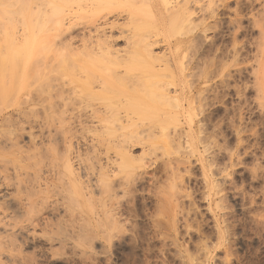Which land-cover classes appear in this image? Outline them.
<instances>
[{
    "label": "bare ground",
    "instance_id": "1",
    "mask_svg": "<svg viewBox=\"0 0 264 264\" xmlns=\"http://www.w3.org/2000/svg\"><path fill=\"white\" fill-rule=\"evenodd\" d=\"M216 1H219V5ZM228 1L231 0H0V104L3 106L6 103L8 109L13 106L16 111L15 115L16 113L23 114L25 109L31 112L37 108L36 106L42 108V119L37 118L39 116L37 114L40 113H36V110L35 118L31 117V119H36V125L31 123V119L32 125L28 124V140L35 151H29V153L26 152V148L23 151L18 145L16 136L12 137L10 133L11 137L5 140L0 139V264H7L6 262L15 256V254L11 255L13 251L15 253L22 245L32 246L33 249H38V252H46L51 247V242L39 236V233L43 232L47 225L50 226V218L45 215L57 214L59 206L65 214L70 215L71 221L76 220L81 223L83 226V228L80 227L81 230L89 227L87 224L91 222H96L97 225L99 223L101 226V219H104L105 224L102 231L104 230L108 243L112 241L114 234L125 230L123 223L125 222L126 225L127 221L123 216L132 215L133 217L137 204L133 200L129 206L122 208L117 196L121 193L126 197L130 193L134 194V191L138 189L136 184L142 180L146 184H152L156 172L162 171L156 168L157 170L151 175L146 171L140 173L146 165L145 152L148 150L144 148L139 157L138 155L134 157L133 150L136 145H141L139 142L142 141V139L139 141L138 135H141V132L138 131L137 126L140 122L141 124L144 121H149V124L152 122V128L146 127L147 132L144 136L149 135L155 138L159 135L160 142L166 143L168 140L169 143L173 142L176 145L178 141H174L179 140L180 145V139L177 138L180 136L184 138L181 135L182 131L186 130L183 128L185 123L183 120L189 119L187 116L191 105L186 100L189 97L182 96L184 76L187 74H184L186 67L178 56L181 55L184 46H194L199 39L207 40L206 33L215 28L214 25L219 20L218 9L227 8ZM153 5H158V8L155 9L156 6L154 8ZM198 13L202 14L199 22L194 19ZM121 14H124V18L120 17ZM120 18H123L121 22ZM165 24L172 37L179 36L171 42L169 39L171 36L168 35V41L172 43L169 46L170 61L176 68L175 70L179 72L171 68L167 59L165 62V58L154 50L158 38L162 37L159 36L162 35L161 33L164 39L168 37H165L167 33L161 30L163 28L164 31ZM119 38L124 39V47L123 49L120 47L121 50L116 46ZM197 63L196 67L199 65ZM196 67L192 68L198 69ZM260 69L262 66L259 68V75ZM32 87H35L34 90ZM32 91L36 93L37 98L35 94L32 96ZM22 94H25L24 100L20 99ZM9 117L8 114L5 116L6 119ZM6 119L4 121V115L1 113L0 124L4 125ZM37 119L40 120H38L39 123L36 122ZM189 123L191 124L190 120ZM76 128L85 133L83 140L79 139L81 142L74 141L86 152V154L82 153L85 154L84 158L79 154L82 149L81 152H77L79 149L76 150L75 147L74 150L72 149V142L75 140H72V136H75ZM22 129L24 128L21 127L20 131ZM57 131L62 133L58 134L66 144V151L62 149L65 155L60 154H63V151L60 153L57 151L59 148H57V143L52 144L56 140L54 135H58ZM192 131L189 127L186 133L183 131V134H186L188 138L193 135ZM52 136L55 139L53 138L51 142ZM154 138L148 139L149 143L152 142L151 144L146 141L152 152L154 145L159 144L156 143L158 142L157 137ZM76 140H78L77 137ZM45 143H48L47 147H50L48 158H52L56 147V151L62 157L57 155L58 157L55 158L62 160L64 164H62V169L65 168L67 174L57 173L56 176L50 174L56 173L52 172V169L51 172L48 170L54 165L55 158L53 161L47 156L44 158L48 152L43 150L44 156L42 157L38 148ZM142 143L145 144V142ZM153 143L155 144L152 145ZM47 147L44 146L43 149ZM44 159L53 165L45 164L47 161L44 162ZM172 163L174 165L175 161L173 160ZM180 163L184 164L183 160ZM41 167L44 169L46 167V170L43 168L41 170ZM160 167L163 168L162 173L174 178L170 161ZM30 170L33 171L32 177L29 174ZM143 174L149 176L146 178ZM56 180L60 181L59 185L56 184V188L52 190L55 191L56 198L50 199V189L54 188L53 184ZM173 180L175 183L170 185L171 189L179 190L178 185L182 184L180 183L182 181ZM205 180L207 181L208 177ZM205 180L206 188L212 187V182ZM167 182L166 180L165 184ZM127 192L129 194L125 195ZM166 192H164L165 195ZM178 192L180 191L175 194L177 195ZM144 213H142L143 217ZM172 213L175 214V212ZM183 220L185 219L182 218ZM184 224L187 223L184 222ZM99 226L97 228L100 229ZM135 229L138 230L137 227ZM175 232L177 231H174V236ZM222 233L218 228V240L222 238ZM205 239L206 237L203 240ZM227 245H225V250H227ZM43 246H49V248L45 249ZM199 247L198 250L204 257V261L208 260L210 255L208 248L204 245ZM183 251L186 253V258L191 259L187 248ZM2 257H5L6 262L2 261ZM16 259L14 262L11 260L13 264L31 263H27L25 259L29 260V258H24L21 254ZM200 260L198 259L197 262ZM225 261L227 259H224V263L228 264V261L227 263Z\"/></svg>",
    "mask_w": 264,
    "mask_h": 264
},
{
    "label": "rangeland",
    "instance_id": "2",
    "mask_svg": "<svg viewBox=\"0 0 264 264\" xmlns=\"http://www.w3.org/2000/svg\"><path fill=\"white\" fill-rule=\"evenodd\" d=\"M216 4L219 5V1ZM153 6L155 8L156 5ZM157 6L155 9L158 8ZM227 6L223 10L218 9L220 13L219 20L214 25L215 28H212L211 31L206 33V36L208 35L207 40L199 39L196 41L198 44L194 43V46H184L181 55L178 56L180 58L179 60L186 67L183 72L187 74L186 76L183 74L185 79L183 85L184 92L181 89L182 96L189 97L186 100L191 105L187 116L189 119L183 120L185 122L183 128L186 130L189 127L192 128V137L187 138L186 134H183V131L186 133V130H183L181 135L184 138L181 136L177 138L180 139V145L179 140H173L174 142L178 141L175 145L173 142L169 143L168 140L166 143L160 142L159 135L156 133L158 136H155V138L157 137L156 140L158 139V142L153 141L159 144H152L155 146L154 148L152 147V152L148 144L152 143H149V140H152L154 137L148 135V138L144 136V134L146 135L147 128L149 126L152 128V122H150L151 124H149V121H144L142 124L140 122L139 126H137L138 131L141 132V135H138L139 141L141 139L142 141L139 142L141 145L138 144L134 148V157L137 155L139 157L142 149L145 148L148 150V152H145L147 154H145L146 165H144L143 171L140 170V173L146 171L151 175L152 172L157 170L156 168L162 171L158 170L161 173L156 172L155 179H153L155 183L152 181V184H146L142 180L140 183L143 184H136V188L138 189L135 188L136 192L134 191V194L132 193L133 195L128 192L125 193V195L129 194V196L127 195L128 198L123 196V193H121L122 196L118 193L119 196L117 197L120 202L119 204L123 206L122 208L129 206L133 200L137 204L134 208L135 213H133V217L132 215L130 217L123 216L127 221L126 225L125 222L123 223L125 230L122 233L114 234L112 241L108 243L104 235V230L102 231V227L104 228L105 224L104 219H101L103 226H99V223L97 225L96 222H91L87 224L89 227H84L81 230L83 228L81 223L76 220L71 221L70 215L65 214L63 212L64 210L62 211L60 209L61 206H59L57 214L49 213L45 215L49 216L48 218H50L51 223L50 226H46V230L44 229L43 232L39 233V236L51 242L50 248L49 246H43L45 249L49 248L47 250L48 252H38V249H33L32 246L22 245L20 249H17L15 253L13 251L11 255L15 254V256H19L21 254L24 258H29L30 261L25 259L27 263L31 262L32 264H225L224 259H227L228 264H264V0H231L228 1ZM124 14H121L122 16L120 17L124 18ZM201 15L198 13L194 19H197L199 22ZM123 18H120V22ZM163 27L164 31L162 27L160 29L162 32L167 33L165 37L170 35L167 24ZM107 31L110 32V30ZM161 34L159 36L162 37L158 38L159 40H157L158 42L154 46V50L156 53H159L158 55H162L165 58V62L167 59L168 64H171L170 67L175 70L176 68H174L172 61H170L169 46L172 43H169L168 40L171 39L170 41L172 42L179 36L172 37L170 35L172 38L168 36L164 39L163 33ZM123 43L124 39L119 38L116 42L117 48L119 47L120 50L121 48L123 49ZM195 62H198L197 65L199 64L197 66L198 69H193L196 67ZM260 66H262V69H260L261 73L259 75ZM177 72L175 73L177 74ZM31 94H33L32 96L34 94L36 96V93H33V91ZM24 95L22 94L20 99L24 100ZM7 106L6 103L3 106L0 104V114L2 113L4 115V121L7 114L10 117L12 116L6 119L7 125L4 121V125L2 123L0 124V128L4 126L0 129V139L5 140V138L11 137L12 135V137L16 136L18 145L20 148L22 147L23 151H25L24 148H26V152L35 151L28 140V124L33 123V125H36V119H31V117L36 116V110H39L36 113H40L37 114L39 115L37 118L42 119L41 106L34 107L35 110L33 109L31 112L25 109L26 113H20L21 115L16 113L20 117L15 115L16 111L13 106H10L11 108L9 107V109ZM15 118L21 122H18ZM23 118L26 119L25 122ZM39 119L36 122L39 123ZM22 123L24 124L22 125ZM198 126L201 127L199 128ZM21 127L24 129L20 131ZM198 129L202 131L200 132ZM34 132L36 133L37 129ZM44 132L46 134V129ZM80 132L81 130L79 128H76V131H74V135H77L78 140H76L75 136H72V140L75 139L73 142L71 141L72 149L75 147L74 149H79L77 152L82 151L79 154L84 158L86 152L83 151V147L74 143V141L79 142V139L81 141L83 140L85 133ZM58 133L60 135L62 134L57 131ZM59 134L54 135V137L56 136L55 141H53L54 137L52 136L51 142L53 141V145L57 143V148L59 147L57 151L59 153L63 151V154H60L65 155L66 144ZM146 141H148V144H146ZM142 142H145V144ZM45 144L42 147L38 146L42 157L44 156L43 151L48 152V148H50L47 147L48 143ZM143 145L145 147H142ZM44 146L47 148L43 149ZM163 147L165 148L162 149ZM57 151L55 147L54 153L56 155L52 153V158H48L47 155L49 152H46L47 154L44 153V158L47 156L51 161L58 156L61 158L62 156ZM84 152L85 154H82ZM151 153L153 154L151 155ZM60 158H57L58 160L55 158L57 164L54 160V165H50L47 159H44V162L47 161L45 164L49 163L50 166L53 165L52 168L49 167V172H51V169L53 170L52 172H56L50 174L55 176L57 173L67 174L65 168L64 170L62 169L64 164ZM173 160L175 161L174 165L176 167L172 163ZM182 160L184 164L180 163L181 167L179 162H182ZM169 161L174 178L171 175L168 177L165 173H162L163 168L160 167ZM43 167H41V170ZM44 170H46V167ZM203 172L206 174L204 173L203 175ZM32 173L33 171L30 170L29 174L31 177L33 175ZM143 175L145 176V174ZM147 176L145 177L147 178ZM164 176L166 177L164 178ZM207 177L208 180L206 181L205 179ZM56 179L58 180V178ZM173 179L179 180H176V182L182 181L180 182L182 184H177L180 186V189L178 188L179 190L173 191L171 189L170 185L175 183ZM57 180L55 181L56 183L52 182L54 183V186L52 185L54 188L50 187V199L56 198L54 196L55 191L53 192L52 190L56 188V184L59 185L58 182L60 183V181L57 182ZM166 180L168 182L165 184ZM204 180L206 182H212V187L208 186L206 188L207 185ZM177 191H180L177 193L179 197L175 194ZM181 191L185 192L183 193L186 197ZM164 192H166V195ZM130 195L133 199H131L132 197ZM173 195L175 196L172 197ZM182 197L184 198L181 199ZM163 198L166 199L164 200ZM176 201L177 203H175ZM59 204L62 205L61 202ZM177 204H180V206H177ZM172 212H175V214ZM142 213H144V217ZM179 213L181 215L178 216ZM182 218L186 221H182ZM174 220L178 225L174 223ZM184 222L189 225L184 224ZM130 223L134 225L132 226ZM98 226L101 230L97 228ZM136 227L138 230L135 229ZM181 228L184 229L182 230ZM218 228L223 232L220 240H218ZM175 230L177 231L175 232L177 236L176 234L174 236ZM186 230L189 231L186 232ZM202 233H204V237ZM205 237L206 239L203 240ZM204 241H206L205 244H203ZM182 243L184 244L182 245ZM202 245L208 248L211 255L205 261L203 259L204 257L200 255V250H198L200 248L199 246ZM225 245H227V250L224 249ZM181 247L183 250L187 248V253L189 252L188 255H191L189 257L192 260L195 258L202 259L198 262V259H195L196 261L194 260V262L191 259H187L186 253H184ZM197 251L198 254H196ZM224 253L225 256L227 255L226 258ZM15 256L11 257L12 259L14 258L13 260L11 258L9 260L16 261L17 256ZM2 258V261H4L5 257ZM9 260L8 262L13 264ZM227 261L225 262L227 263ZM8 262L6 263L9 264Z\"/></svg>",
    "mask_w": 264,
    "mask_h": 264
}]
</instances>
